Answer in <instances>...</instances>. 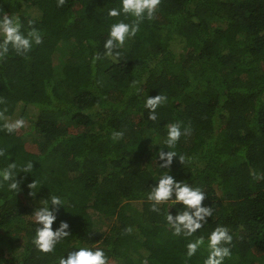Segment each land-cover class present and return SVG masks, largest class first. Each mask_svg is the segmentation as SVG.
I'll list each match as a JSON object with an SVG mask.
<instances>
[{"label":"trees","instance_id":"obj_1","mask_svg":"<svg viewBox=\"0 0 264 264\" xmlns=\"http://www.w3.org/2000/svg\"><path fill=\"white\" fill-rule=\"evenodd\" d=\"M117 6L0 0V11L33 19L42 35L26 55L0 58V114L25 120L14 134L0 129V167L33 163L17 174V193L0 185V259L56 264L66 247L100 240L108 264H202L206 248L186 257L187 240L145 198L163 126L180 122L190 132L175 146L184 161L174 157L171 174L199 186L213 210L198 234L227 226L224 264H264V0H160L119 61L93 62L117 19L105 13ZM159 93L168 100L145 123L143 101ZM115 131L124 135L113 140ZM48 194L63 204L53 230L66 220L72 235L45 254L31 244L27 215Z\"/></svg>","mask_w":264,"mask_h":264},{"label":"clouds","instance_id":"obj_2","mask_svg":"<svg viewBox=\"0 0 264 264\" xmlns=\"http://www.w3.org/2000/svg\"><path fill=\"white\" fill-rule=\"evenodd\" d=\"M64 2L65 0H57V6H62ZM159 4L160 0H118L117 7L108 8L105 16L117 19L108 24L106 37L101 45L102 51L94 53L93 62L103 58H111L113 62L119 61L121 49L126 41L135 37L142 21L154 18ZM34 25L33 19H27L25 25L19 15H9L0 11V58L8 56L10 52L24 56L34 46L39 45L42 42V35ZM132 83L135 84V81ZM167 100L168 97L160 93L145 97L143 101V109L146 110L147 115L145 123L157 121L156 110ZM0 119L3 120L0 129L6 134H14L25 126L22 116L10 119L0 114ZM163 129H165L163 146L156 145L158 146L155 151L156 169L151 177L153 182L148 185L150 190L145 194L150 210L156 213L163 211L164 220L172 234L187 240L186 257H193L197 250L204 246L207 255L202 264H224L225 258L231 255L230 245L233 237L229 228L217 224L206 236L199 235L198 230L209 222L213 214L211 206L203 204L206 193L199 186H192L187 180L176 179L171 174L173 158L177 157L181 163L184 161V156L175 151V146L182 135L189 134L190 129L182 128L180 122L165 123ZM123 135L122 131H115L111 133V138L118 140ZM2 152L3 150L0 149V153ZM32 169V161L18 166L12 159L5 166L0 167V185H6L9 191L17 193L19 190L17 174L31 173ZM29 187L34 188L35 181ZM164 205L169 207L163 209ZM58 206H63L60 197L48 194L47 198H41L34 206L31 215H27L32 225L31 244L38 252L55 253L57 246L63 244L72 235L66 220H60L53 230V224L58 219ZM172 208H175L174 215L170 211ZM194 236V239H189ZM99 243L100 240H97L92 246L87 243H77L66 247L56 257V264H108L105 249L100 247ZM0 262L4 264L2 259ZM142 264H147V261H142Z\"/></svg>","mask_w":264,"mask_h":264},{"label":"rangeland","instance_id":"obj_3","mask_svg":"<svg viewBox=\"0 0 264 264\" xmlns=\"http://www.w3.org/2000/svg\"><path fill=\"white\" fill-rule=\"evenodd\" d=\"M26 145H27V148H31L32 147L31 145H28V144H26ZM112 221H113V218L111 220V224H112ZM109 226H110V222L106 221V219L104 220V222L102 221L101 224H100V227L103 228V229H107Z\"/></svg>","mask_w":264,"mask_h":264}]
</instances>
